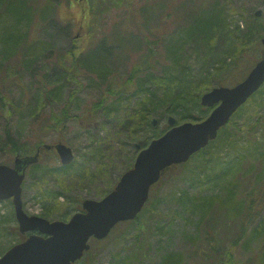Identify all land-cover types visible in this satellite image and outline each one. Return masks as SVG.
<instances>
[{"label": "trees", "instance_id": "1", "mask_svg": "<svg viewBox=\"0 0 264 264\" xmlns=\"http://www.w3.org/2000/svg\"><path fill=\"white\" fill-rule=\"evenodd\" d=\"M63 1L65 0H0V106L5 101L9 104V84L16 83L21 86L25 72H30V86L35 91L32 96L30 93L34 105L29 103L28 106L33 111L30 118L32 141L27 142L21 133L13 138L7 130L5 131L6 140L2 147L6 148L12 160L16 154L35 152L37 148L43 147L45 142L42 136L49 131L58 134V141H64L62 133L67 128L68 120L74 117L70 114V105L82 87L77 79L81 69L94 73L97 83L94 79L93 82L97 87L105 84L102 96L93 102L89 113L94 114L97 109L102 108L106 115H111L124 99L139 96L138 109L133 114L135 125L130 126L131 132H135L141 122L147 124L151 113L159 109L162 115L175 114L177 123L185 120L200 121L211 110L202 107L199 102L201 93L208 90L211 80L217 78L216 85L236 83L253 65L262 49L259 41L263 25L261 19L253 14L250 20H244L245 28H232L224 9L226 0H149L136 8L140 19L137 32L132 30L122 33L120 29L115 28L113 32L103 34L97 40L92 35L103 15L113 9H123L134 0H86L83 15L89 24L90 32L88 30L85 42H82L79 36L74 40L71 37L70 23H63L58 18ZM69 1L67 0V3ZM174 14L176 18L172 25L183 34L185 47L188 49L192 45L196 50L205 49L207 53L204 60L208 66L217 61L215 71H208L206 68V76L202 77L198 84L192 82L190 74L183 70L186 66L181 65V51L173 48L174 45L169 48L173 59L167 68L164 67L165 72L156 74L151 70L150 60L154 57L151 46L161 40L159 30L166 19ZM61 36H69L70 47L52 53L55 60H51L49 64L50 72H45L41 66L35 65L37 58L40 54L51 51L52 41ZM85 44L89 46L86 47ZM125 51L145 52L128 68L127 78H122L121 84H117L112 74L121 65L119 61L124 55L121 52ZM247 53L248 56L244 59ZM215 55H222L221 60L214 59ZM228 57L231 61L226 63L225 59ZM71 85L73 87L72 90L68 89L64 106L59 110L51 108L45 114L44 105L59 100L63 90ZM263 94L264 84L238 108L233 117L255 112L256 98H262ZM107 96L112 98L108 104L105 102L108 100ZM11 107L15 108V103ZM233 117L219 130L215 139L192 156L210 155L214 147H221L225 143L234 147L238 139L237 134H241L242 129L233 121ZM249 131H253V128ZM161 132L163 131L160 130ZM251 143L256 145L250 147L253 145ZM45 151L50 152L44 150V155L47 153ZM205 159L204 161H209L210 157ZM39 160L29 168V174L39 171L40 175L53 174L59 178L74 165L70 163L51 166L41 162L42 156ZM175 167L178 166L173 168ZM219 175L224 179L214 193L203 195L186 191L179 194L178 206L191 212L199 210L194 244L201 248L207 244L213 251L220 249L222 244L220 254L213 253L204 258L207 262L214 258L217 264H247L256 257H264V143L247 141L242 145V154L228 160L226 166L219 170L217 176ZM39 180H43V177L40 176ZM206 181L207 179H204L202 183ZM35 195L36 198H41L42 202H48L57 199L61 194L51 189H39ZM145 209L134 219L137 228L134 230L133 239L140 249L146 240L145 232L149 226V222L144 221L141 216L150 208ZM154 211L151 209V214H154ZM118 225L113 232L118 229ZM124 236L125 234L121 233L120 237ZM255 238H262V252L250 254L245 261L236 259L234 251L238 246L247 245L248 240ZM197 248L196 255L200 247ZM87 253L83 256L88 255ZM135 255L138 256V253ZM124 259L125 263L135 261L133 255ZM181 262L182 257L179 254H167L160 264Z\"/></svg>", "mask_w": 264, "mask_h": 264}, {"label": "rangeland", "instance_id": "2", "mask_svg": "<svg viewBox=\"0 0 264 264\" xmlns=\"http://www.w3.org/2000/svg\"><path fill=\"white\" fill-rule=\"evenodd\" d=\"M147 1L149 0H134L129 6L125 4L123 9H113L106 13L101 18V22L96 24L92 37L97 40L103 34L113 32L115 28L120 29L122 33L132 30L137 32L140 19L136 8ZM85 2L86 0H70L67 3L65 0L58 12V18L63 23H70L71 37L75 40L79 36L82 42L87 40L88 30L90 32L89 24L84 20L83 15ZM224 4L228 22L232 28L235 26L245 28L244 20H250L255 12H259L258 18L263 24L260 30L261 37L264 36V0H226ZM175 18L174 14L166 19L159 30L161 40L151 46L154 50V57L150 60L151 70L156 74L165 72L164 67L167 68L172 63L173 57L169 48L174 45L173 48L181 51V65L186 66L183 70L190 74L192 82L198 84L202 81L201 78L206 76V68L208 71H215V67L218 65L217 61L214 65L208 66L205 64L207 61L204 60L207 53L205 49L196 50L192 45L188 49L185 47L182 39L183 34L173 28L172 23ZM45 37L47 36L45 35ZM84 46L89 45L85 44ZM69 47V36L66 38L61 36L58 39L56 37L50 45L51 51L40 54L35 65L41 66L45 72L49 71L51 60H55V56L53 57L51 54ZM143 49L146 51L145 47ZM128 52H121L124 54L119 61L121 65L112 74V78L117 84H121L122 78H127L128 68L139 59L141 53H144L142 51L139 53L129 52L128 54ZM213 58L221 60L222 55H215ZM230 61L229 57L225 59L226 63ZM81 70L77 79L80 80L82 87L79 88L70 105V114L74 117L68 120L67 128L62 133L65 143L73 150L72 163L74 165L59 178L53 174L40 175L39 171L36 174H29V170H27L22 183L21 198L23 210L28 215H38L49 220L67 221L83 199H99L104 196L118 181L121 174L132 166L137 154L133 146L135 142L143 140L146 143L144 146H146L149 141L160 135V130L166 123L168 115H162V111L159 109L151 113L147 124L141 122L135 132H131L130 126L135 125L136 121L133 114L138 109L139 96L124 99L111 115H106L102 108L97 109L94 114L89 113L93 102L102 96L105 84L97 87V78L94 73ZM30 76V72L23 74L21 86L16 83L15 85L9 84L7 90L9 104L5 101L0 106V163L12 164L9 152L5 147H2L6 140V130L13 138L21 133L22 138L27 139V142L32 141L30 118L33 111L28 106L29 103L34 105L31 96L35 94V91L31 89ZM93 79L96 80L95 84ZM217 80V78L211 80L208 89L216 86ZM226 85L230 86L231 83H226ZM72 87L71 85L65 88L59 100L52 101L50 105L45 104L44 113L46 114L51 108L54 110L62 108L67 100L68 89L72 90ZM107 97L106 104L112 100L111 96ZM14 103L15 108L11 107ZM256 105L255 112L252 114L233 117V121L242 129L241 134H237L238 139L234 147L225 143L221 147H214L210 155L191 156L187 162L170 169L153 187L149 199L144 205L145 210L150 209L141 215L144 221L149 222L147 231L143 230L146 240L143 241L142 249L138 248L133 239L137 225L134 220H131L119 224L118 229L106 239L92 241L88 255L73 264H160L167 254H179L182 257L181 264H217L214 258L208 262L204 258L213 253L220 254L223 245L221 244L220 249L213 251L207 244L202 248L194 244L193 237L197 231L195 224L199 210L193 212L183 210L178 206V198L181 192L186 191L203 195L216 192L221 185L220 182H223L224 179L221 175L217 176L219 170L226 166L227 161L235 155L242 154V145L247 141L264 143V94L262 98H256ZM169 115L176 119L175 114ZM152 118L159 120L155 126L150 124ZM250 128H253V131H249ZM42 139L45 143H52L57 141L58 134L49 131L42 136ZM251 144L253 145L250 147L256 145V143ZM207 157H210V160L204 161V158L207 160ZM41 162L51 166L60 165L59 158L53 151L43 155ZM40 176L43 177V180H39ZM202 178L203 180L207 179L204 184ZM39 189L43 191L51 189L61 195L57 199L42 202L41 198H36L35 195ZM151 209L155 210L154 214H151ZM139 212L142 214V211ZM17 226L11 201H0V256L7 248L23 238L22 234L16 231ZM121 233L125 234L122 238L120 237ZM197 247H200L198 255L195 254ZM262 247V238L250 239L247 241V245L238 246L234 254L239 261H245L252 253L253 255L260 254ZM135 253H138V256ZM130 255H133L135 261L131 263L126 261L125 263L124 258H128ZM247 264H264V257H256Z\"/></svg>", "mask_w": 264, "mask_h": 264}, {"label": "water", "instance_id": "3", "mask_svg": "<svg viewBox=\"0 0 264 264\" xmlns=\"http://www.w3.org/2000/svg\"><path fill=\"white\" fill-rule=\"evenodd\" d=\"M261 43L260 57L239 82L212 87L200 96V105L212 108L205 118L176 124L173 116H167L164 127L168 128L160 136L144 147L143 140L134 143L139 151L115 186L101 199H84L83 211L74 213L67 221L28 215L22 208L21 193L26 170L39 161L44 150L53 148L60 163L67 165L74 158L69 145L62 141L45 143L34 153L16 155L11 165L0 163V200H11L19 232H38L30 233L6 250L0 264H72L89 248L90 237L104 238L118 222L135 218L152 185L172 166L186 162L215 139L219 129L262 86L264 36ZM157 121L152 118L151 125L155 126Z\"/></svg>", "mask_w": 264, "mask_h": 264}]
</instances>
